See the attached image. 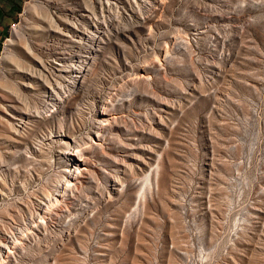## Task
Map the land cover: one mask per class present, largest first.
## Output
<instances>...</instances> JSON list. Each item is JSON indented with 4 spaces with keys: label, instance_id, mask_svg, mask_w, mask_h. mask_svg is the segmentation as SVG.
Here are the masks:
<instances>
[{
    "label": "rangeland",
    "instance_id": "rangeland-1",
    "mask_svg": "<svg viewBox=\"0 0 264 264\" xmlns=\"http://www.w3.org/2000/svg\"><path fill=\"white\" fill-rule=\"evenodd\" d=\"M0 250L264 264V0H25L0 54Z\"/></svg>",
    "mask_w": 264,
    "mask_h": 264
},
{
    "label": "crops",
    "instance_id": "crops-1",
    "mask_svg": "<svg viewBox=\"0 0 264 264\" xmlns=\"http://www.w3.org/2000/svg\"><path fill=\"white\" fill-rule=\"evenodd\" d=\"M24 3L25 0H0V54L4 49L8 31L20 17Z\"/></svg>",
    "mask_w": 264,
    "mask_h": 264
},
{
    "label": "bare ground",
    "instance_id": "bare-ground-1",
    "mask_svg": "<svg viewBox=\"0 0 264 264\" xmlns=\"http://www.w3.org/2000/svg\"><path fill=\"white\" fill-rule=\"evenodd\" d=\"M72 177V175L70 176ZM18 240V238H14V241ZM11 252V249L9 246L6 247V252L5 253H10ZM0 253H2V251L0 250Z\"/></svg>",
    "mask_w": 264,
    "mask_h": 264
}]
</instances>
